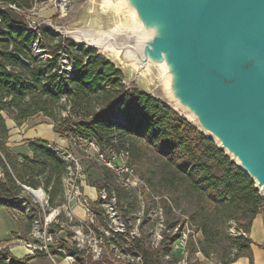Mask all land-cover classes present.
<instances>
[{"label":"trees","instance_id":"trees-1","mask_svg":"<svg viewBox=\"0 0 264 264\" xmlns=\"http://www.w3.org/2000/svg\"><path fill=\"white\" fill-rule=\"evenodd\" d=\"M3 1L23 9L32 8L36 2ZM23 20L15 11L0 9V169L4 173V178L0 177L1 196L17 194L21 190L17 182L20 181L33 187L43 185L49 190L52 202L57 198L59 203L63 202L67 163L58 152L42 139L26 141L32 156L17 153L7 145L10 135L4 113L18 126L42 114L52 119L55 132L76 142L93 140L107 155L126 150L138 159L146 155L153 156L155 161L159 159V181L168 192L160 196L161 209L166 214L173 213L174 203L187 202L186 223L200 219L198 228L208 242L217 238L223 224L234 223L246 235L251 231L254 219L264 213V196L214 141L142 90L127 89L123 72L96 50L86 47L73 50L72 40L56 36L45 25L40 27V34L44 48L53 58L43 61L32 52L38 34L29 31ZM49 39L57 42L54 50L46 44ZM62 53L73 59L70 76L55 70ZM63 97L67 114L62 117L58 104ZM118 195L120 202L121 192ZM142 195L144 200L151 197L146 189ZM121 211L127 219L131 209ZM166 228L177 230L172 235L165 231L166 239L171 242L156 251L142 239H132V247L127 250L141 257L137 264H162L164 256L175 258L174 242L182 236L186 224L168 221ZM246 235L225 234L226 245L237 253L220 264L251 255L253 240ZM195 247L196 239L190 231L188 252H193ZM9 254L7 249L0 250V264H27L18 259L8 263Z\"/></svg>","mask_w":264,"mask_h":264},{"label":"water","instance_id":"water-1","mask_svg":"<svg viewBox=\"0 0 264 264\" xmlns=\"http://www.w3.org/2000/svg\"><path fill=\"white\" fill-rule=\"evenodd\" d=\"M90 12L88 29L44 23L128 70L127 89L142 81L140 90L214 141L264 196V0H94ZM131 16L140 26H123L112 38L119 56L82 37Z\"/></svg>","mask_w":264,"mask_h":264},{"label":"built area","instance_id":"built-area-1","mask_svg":"<svg viewBox=\"0 0 264 264\" xmlns=\"http://www.w3.org/2000/svg\"><path fill=\"white\" fill-rule=\"evenodd\" d=\"M73 1L36 0L32 8L23 9L16 4L0 0V9L15 11L23 17L25 26L29 31L38 34L32 45V52L40 56L43 61H47L53 56L44 48L45 42L40 34L42 25L36 19L34 12L37 3H44L60 17H65ZM72 68L73 59L70 55L62 53L58 69L55 70L62 75L70 76ZM65 99V97L62 98L63 101ZM66 114L67 112H64V115ZM76 143L86 161L95 160L103 164L106 169L114 174L120 186L128 191L136 192L144 200L142 192L144 189L149 190L146 183L138 176L130 163L119 161L120 156L129 154L128 151L122 150L120 153L113 152L107 155L93 140L80 139ZM50 147L56 150L67 163L63 177V202H52L49 190L43 185L33 187L17 181L21 190L13 196L0 195V202L8 207L16 220H25L29 224V230L25 236L19 237L17 241L0 246V250H8L9 247L19 242L30 253L44 255L50 258L54 264H60L58 261L60 258H63L68 264H90V259L99 261L110 255L111 218L112 236L115 239L114 242L119 244H111V247L115 248L116 252L121 253L123 260L129 258L124 261L130 262L132 259L140 263L141 257L136 253L131 254L127 250L132 247V239L137 237H135V233L128 230L125 223L126 219L121 216L120 210L116 207L118 199L115 191L110 190L107 186H102L95 190L96 199H91L85 192L87 169L83 159L69 150H62L52 145ZM0 177L4 178L1 169ZM153 198H155L154 195ZM78 208L81 210V214L77 212L76 209ZM160 214L163 216L162 209ZM176 230L177 228L174 229V232ZM189 232L184 230L182 236L174 242L184 257H187L188 254ZM14 259L16 258L9 254L6 261L10 263Z\"/></svg>","mask_w":264,"mask_h":264},{"label":"rangeland","instance_id":"rangeland-1","mask_svg":"<svg viewBox=\"0 0 264 264\" xmlns=\"http://www.w3.org/2000/svg\"><path fill=\"white\" fill-rule=\"evenodd\" d=\"M34 5V4H33ZM94 5V0H74L69 7L68 13L65 17H60L56 14L49 6H45L44 3H37V7L34 10L36 14V19L43 23L46 22L47 19H53V22L56 26L61 27V29H73L77 27L82 28H89L92 20L94 19V15L90 12V9ZM33 7V6H32ZM42 24V25H43ZM47 41V40H46ZM59 41V40H58ZM73 42V40H72ZM74 43V42H73ZM48 44L50 50H54L53 47L56 46L57 42L55 39H49L46 42ZM77 47V48H76ZM80 47L74 43L73 50H77ZM124 81H130L132 79V74L128 70L123 69ZM137 89H144L145 85L142 81H135L131 85ZM65 101H62L58 104L60 116H64V109L63 105H65ZM6 114V113H4ZM47 122L52 123V119H49L42 114H38L35 117L31 118V125H36L37 123ZM69 151L73 152L76 156L81 157L83 159V163L87 169L86 174V183L89 185L90 188L95 186L96 189H99L102 186H107L110 190L115 191L118 199V203L116 207L120 210L121 216L123 213L121 209H131L129 216L127 217L125 223L127 228L130 232L135 233V237L137 239H142L146 242V245L150 247L152 251H156L160 248L163 244L168 245L171 242L170 240L166 239L165 231L167 234L172 235L174 233L175 228H171V230H167L168 221L169 223L178 222L180 225L185 222L186 224V231H193L194 233V240L196 239V247L193 248V252L189 251L187 257L182 255L180 249H177L174 245L173 253L175 254V258H169L164 256L161 259L162 264H220L222 261H225L231 257H233L237 250L235 248L230 249L225 243V234L237 236L239 234H244L243 231H238L235 227V224L232 225H225L223 224L218 230V236L213 241H207L204 239L201 230L198 228L200 225V219L192 220L189 223H186V214L185 209L188 208V204L185 201H181L176 205L174 202V206L176 207L175 212L173 213H165L162 210V215L160 214V196L162 194L168 195L166 191V185L159 181L160 177L158 174V166L160 165V160L157 159L156 161L153 159V156L146 155L143 159H138V157L132 156V153L129 152L128 155L120 156L119 161L130 163L136 170L138 176L146 183L147 188L149 189V193L151 197L148 199L142 200V198L136 193L131 192L124 189L120 186L117 181L116 177L111 171H108L103 164L97 161H86L83 158V153L79 148L76 141H72ZM90 188H87L88 194L94 196V191ZM93 189V188H92ZM121 192V201L119 202V195L118 193ZM155 198H153V196ZM56 203H59V198L56 199ZM6 208L5 205L0 204V227L3 224V221L6 223H10L11 220H15L14 217L7 216L3 210ZM149 208V212H146V209ZM77 212L81 213L80 210ZM185 213V214H184ZM264 217V213H260ZM9 218L11 220H9ZM123 218V219H124ZM124 219V220H125ZM263 219V218H262ZM16 221V220H15ZM214 223L217 220L212 221ZM230 223V222H229ZM228 223V224H229ZM261 225V224H260ZM113 227L112 221L110 218V255L109 257H104L99 261H93L92 259L89 260L90 264H124L127 263L125 258L124 260L121 257L120 252H116L115 248L111 247V244H114L115 239L112 236L111 228ZM260 230V229H259ZM246 235V234H245ZM256 235V234H255ZM246 236H250V232L247 233ZM119 245L118 242L115 243ZM264 245V244H263ZM17 247H25L22 244H19ZM25 249V248H24ZM26 252V250H24ZM119 256V257H118ZM185 258V259H184ZM42 262L52 264V262L48 258H40ZM177 259V261H175ZM184 259V261H182ZM131 263H136V260L130 261Z\"/></svg>","mask_w":264,"mask_h":264},{"label":"crops","instance_id":"crops-1","mask_svg":"<svg viewBox=\"0 0 264 264\" xmlns=\"http://www.w3.org/2000/svg\"><path fill=\"white\" fill-rule=\"evenodd\" d=\"M4 117L6 119V124L9 128L10 135L7 145L17 153H25L29 156H32V152H30L27 148L26 141L28 139H42L47 141L50 145L62 150H68L71 146L72 140L65 138L61 134L55 132L54 125L51 123L49 124L47 122H42L37 123L36 125H31V118L33 117H30L22 126H18L14 119L9 115L4 114ZM87 188H90L88 184L85 186V192L88 194L89 192H87ZM92 188L90 189L94 191V196L91 194L88 195L94 200L97 197L95 192L96 188L95 186H92ZM2 208L5 210L4 213L7 216H10L11 212L8 207ZM76 210L80 209L78 208ZM11 216L13 217V215ZM10 218L9 220H11ZM15 220L12 219L10 223L3 221V224L0 227V246L13 243L17 241L19 237L25 236L27 234L29 230L28 223L25 220ZM250 236L253 240V244L251 245V255H242L229 264H264V217L262 214H259L254 219ZM19 244L21 243L18 242L17 244L8 248L10 254L16 259L23 260L27 264H49L42 262L40 259L48 257L44 255L32 254L25 247V249L23 247H17ZM24 250H26V252ZM48 259L52 262V264H54L50 258ZM58 261L60 264H68L63 260V258H60Z\"/></svg>","mask_w":264,"mask_h":264},{"label":"bare ground","instance_id":"bare-ground-1","mask_svg":"<svg viewBox=\"0 0 264 264\" xmlns=\"http://www.w3.org/2000/svg\"><path fill=\"white\" fill-rule=\"evenodd\" d=\"M136 25L140 26L138 21H137V19L135 18V16H131L129 21H127L126 23L121 24V25L117 24L115 26V28L109 30V32L101 31L95 36L82 35V37L84 39L90 41V42H93L95 45L99 46L103 50L109 51V52L113 53L114 55L119 56L121 48H118L117 46L114 45V43H112V38L115 36V33L117 31H119L123 26L132 27V26H136ZM135 33H137L138 40L141 43V45H143L144 40L140 39V35H141L140 30L136 29ZM140 43H139V45H140ZM130 55L133 57L134 60H138L139 59L138 62L139 63L141 62V59L139 58V54L138 53L133 54V53L130 52ZM169 79H170V76H169Z\"/></svg>","mask_w":264,"mask_h":264}]
</instances>
